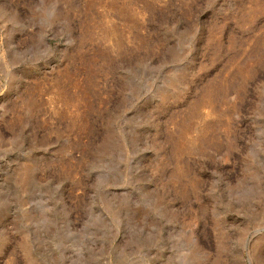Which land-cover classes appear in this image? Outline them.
I'll return each mask as SVG.
<instances>
[{
	"label": "rangeland",
	"instance_id": "rangeland-1",
	"mask_svg": "<svg viewBox=\"0 0 264 264\" xmlns=\"http://www.w3.org/2000/svg\"><path fill=\"white\" fill-rule=\"evenodd\" d=\"M0 264H264V0H0Z\"/></svg>",
	"mask_w": 264,
	"mask_h": 264
}]
</instances>
